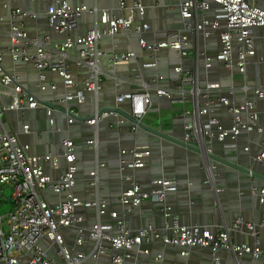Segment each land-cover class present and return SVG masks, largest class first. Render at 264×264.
Instances as JSON below:
<instances>
[{
    "label": "built area",
    "instance_id": "built-area-1",
    "mask_svg": "<svg viewBox=\"0 0 264 264\" xmlns=\"http://www.w3.org/2000/svg\"><path fill=\"white\" fill-rule=\"evenodd\" d=\"M25 0H0V26L7 22L6 31H0V94L8 95L7 102L0 101V264H83L88 259L106 256L108 264H126L135 247L140 254L150 258L156 264L162 261L160 252L152 254L148 246L151 242H160L179 249L181 257L186 258L189 249L194 246L208 248L212 255L213 264H222L216 252L220 249L229 251L237 259L248 256L260 264H264V247L257 239L258 228H264V219L259 222H246L241 216L234 219L229 227L212 229L199 225L182 223L173 212L172 206L165 202L169 193L177 191L175 181L168 176H160L152 180L154 186L143 190L135 181L134 172L142 168L150 154L148 149L132 146L129 149L120 148L119 170L120 178L129 183L121 191L118 203L121 210L109 209L106 199L100 194L99 170L105 163L96 160L88 171L86 183L96 192L91 200L76 196L72 188L76 182V155L74 142L70 138L62 140V149L45 154H29V146L21 143L13 130H7L2 118L8 110L25 112L28 109H39L49 116L53 112H61L66 116L68 125L83 118L87 124L96 126L108 116L117 118L118 124L127 123L132 132L140 128L139 123L152 103V94L167 98L173 103H183L190 95L193 98L203 96L201 105H195L191 110L185 109L183 115H190L184 123L182 141L195 146L205 153L212 150L206 146V139L227 142V146L235 147V140L242 132H261L258 114L254 102L245 99L235 103L233 94L237 88L230 86L226 94L212 98L210 93L221 90V84L206 80L203 86L195 82V77L180 65L173 67L177 73V92L158 85L163 75H157L150 82L141 79L142 90L117 94L112 106L95 107L87 117L79 115L70 108L68 102L84 101V92L97 94L101 88L98 62L107 54L98 46L99 40L105 35H114L119 31L133 30L137 34L138 45L148 51L151 59L144 62L142 67L158 65L155 53L160 49H172L179 56L187 55V35L193 34L195 40H207L215 32L218 33L219 48L208 52L205 48L196 47L195 55L203 59V67L209 70L218 63L227 70H236L245 78L248 60L254 56V28H260L264 36V0H180L179 15L182 30H171L165 40L148 42L143 33L149 29L147 23H134L135 14L143 15L144 6L141 0H133L130 5L126 0H115L119 14H113L106 8L98 9L86 4L73 5L68 0H50L46 6L48 25L57 33H67L80 27L82 18H92L94 25L83 35L66 37L61 43L51 44L49 35L30 37L23 29L26 19L36 20L38 14L30 9H24L18 3ZM101 25V27L99 26ZM5 40L1 39L2 34ZM78 48V57L74 59L77 67L86 68L87 76L80 88H74V79L70 68L68 52L73 47ZM7 53L13 61L31 62L37 69V88L40 91L54 90V82L45 83V71L56 73L62 80L65 93L55 101H45L37 98L20 83V76L9 73L2 65V55ZM55 56V61L50 57ZM135 56L130 50L124 53H112L110 61L116 64L128 63ZM187 83H191L189 87ZM242 91L252 90L258 98L264 96L263 84H247L240 87ZM127 108L123 109L122 104ZM224 107L229 115V124L212 112ZM202 117H207L203 122ZM50 121L52 119L50 118ZM25 132L30 131L28 124H23ZM59 130V128H56ZM229 140V142L227 141ZM87 145L97 149V135L87 140ZM261 151L254 156L256 161L264 159V140L260 142ZM248 146L243 149L248 150ZM60 160L64 166L56 177L45 172L43 163L49 162L58 168ZM251 174V171L248 172ZM10 190L5 196V189ZM252 192L256 193L254 187ZM61 196L55 202H50L45 192ZM160 202L163 218L162 228L152 224L140 227L135 233L129 228L125 213H130L139 206L142 200ZM259 202L264 201V187L258 191ZM9 204V206H7ZM87 210H92L95 220L85 224ZM109 220L102 221L103 215ZM74 230V245L83 246L91 243L87 252L74 251L67 242L64 229ZM230 231L250 233L254 239L251 244L233 243ZM47 241L41 245V240ZM53 248V255L49 253ZM182 264H187L183 262ZM236 264V263H232Z\"/></svg>",
    "mask_w": 264,
    "mask_h": 264
},
{
    "label": "crops",
    "instance_id": "crops-1",
    "mask_svg": "<svg viewBox=\"0 0 264 264\" xmlns=\"http://www.w3.org/2000/svg\"><path fill=\"white\" fill-rule=\"evenodd\" d=\"M73 5L86 4L95 6L98 9L106 8L113 14H119L115 0H68ZM133 0H126L130 5ZM180 0H141L144 6L143 15L135 14L134 23H147L149 29L143 33L148 42L165 40L167 33L171 30H182V21L179 15ZM40 2V4H38ZM50 0H25L18 5L24 9H30L38 14L36 20L26 19L23 22V29L30 37H42L49 35L51 44L61 43L67 36L75 38L83 35L94 25L92 18L85 17L80 21L77 30L67 33L55 32L47 23L46 6ZM101 27V25H99ZM8 28L7 22H3L0 31ZM5 33V32H4ZM1 33V39L5 40ZM187 35V55L179 56L172 49H160L155 53L159 63L153 67H142V64L151 59L148 51L142 49L137 42V34L133 30L127 32L119 31L114 35H105L99 42L100 49L108 55L101 57L98 62L100 70L101 88L97 94L84 92V101L78 103L75 100L68 102V106L74 109L79 115L88 116L95 107L112 106L115 103L117 94L124 92H137L142 90L141 78L153 82L157 75H163L158 85L177 92V73L173 67L180 65L183 70L189 71L195 77V82L203 86L206 80L216 81L221 84V90H213L210 93L212 98L220 94H226L227 88H237L233 94L235 103L243 102L245 99L254 102L258 114V123L262 126L261 132L242 131L236 138L235 148L227 146V142H219L214 139H206L205 145L209 146L212 152L219 158L235 163L246 171L237 169L222 162H213L212 166L207 165V150L197 152L183 146L174 140L182 141L184 123L190 119V115H183L185 109H192L195 105H201L205 100L199 95L196 98L188 96L183 103H173L167 98L152 94V103L141 122L143 128L135 132L130 130L127 123L118 124L117 118L108 116L101 119L97 125L91 126L83 120L77 119L74 124L66 123V116L55 111L51 115L39 109H28L25 112L19 110H8L2 118L3 125L7 130H13L18 135L21 143L29 146V154H45L47 152L57 153L62 149V140L70 138L74 142L76 155V182L72 188L73 193L81 199L91 200L96 192L87 185L86 178L88 171L94 166L96 160L106 165L99 170V194L106 199L109 209L121 210L118 203V196L122 190L129 186V183L121 180L119 170L120 148L129 149L132 146H141L150 151L146 164L137 168L134 172L135 181L143 190L151 189L154 184L152 180L160 176L172 178L177 186V191L169 193L165 202L172 206L173 212L185 224L199 225L212 229L229 227L234 219L241 216L246 222H259L264 219V201L258 200V191L264 187V159L259 162L254 156L261 151L260 142L264 140V96L258 98L250 89L242 91L240 87L244 82L247 84L264 85V36L260 28L255 31L254 48L255 54L248 60L246 65L245 78L236 70H227L221 64H214L209 70L203 67L201 56L195 55L196 47L205 48L208 52H215L219 48L218 33L215 32L207 40H195L193 34L183 32ZM134 51L135 56L128 63L116 64L110 61L112 53H124ZM74 88H80L87 76V69L77 67L74 59L78 57V48L75 46L68 52ZM50 61L56 57L51 56ZM2 65L9 73L20 76V83L23 88L45 101H55L63 97L65 89L61 78L54 72L46 70L45 83L54 82V90L46 89L40 91L37 84V69L31 62L13 61L7 53L2 55ZM191 83H187L189 87ZM0 88H2L0 86ZM3 89V88H2ZM0 101L7 102L8 95L0 94ZM126 109L127 104H122ZM212 114L220 117L224 124H229V115L224 107L216 108ZM50 118L52 121H50ZM206 122L207 117H202ZM23 124H28L30 131L23 130ZM59 128V130H56ZM153 131L161 132L167 137H162ZM97 135V149L87 145V140ZM229 142V140H227ZM192 146V145H191ZM248 146V150L243 148ZM195 147V146H194ZM64 166L60 160L58 168H54L49 162L43 163L46 173L56 177ZM254 187L256 193L252 192ZM44 196L55 202L59 197L51 192H45ZM161 203L151 200H142L139 206L130 213H125V219L131 232H136L140 227L152 224L156 228H162L163 218L161 215ZM85 224L89 225L95 220L92 210L86 212ZM102 221L109 220L108 215L101 217ZM63 233L67 244L74 251L87 252L91 249V243L86 242L83 246L74 245V230L64 229ZM230 239L233 243L253 242L254 237L243 231H230ZM257 239L264 247V228H258ZM45 246L47 241L41 240ZM148 246L151 253L160 252L162 261L160 264H213L212 255L208 248L194 246L189 249L188 256L183 258L179 249L160 242L143 244ZM53 248L49 251L53 255ZM131 256L126 264H156L147 256L140 254L137 248L130 252ZM216 255L222 264H260L248 256L236 260L233 254L226 250H218ZM83 264H108L106 256L97 259H88Z\"/></svg>",
    "mask_w": 264,
    "mask_h": 264
},
{
    "label": "water",
    "instance_id": "water-1",
    "mask_svg": "<svg viewBox=\"0 0 264 264\" xmlns=\"http://www.w3.org/2000/svg\"><path fill=\"white\" fill-rule=\"evenodd\" d=\"M80 120L83 119V118H79ZM84 121V120H83ZM140 125V128H143L144 125L142 124V122L139 123ZM154 133L162 136V137H167L165 134L161 133V132H157V131H153ZM175 142L177 143H180L182 144L183 146L187 147V148H190V149H195L197 152H199V149L197 147H194V146H191L189 144H185L183 141H179V140H174ZM233 148V147H231ZM235 148V147H234ZM206 160H207V165L208 166H212L213 165V162H222V163H225L227 165H230L232 167H235L237 169H240V170H243V171H246V173L248 172L247 170H245L244 168H241V167H238L235 163H232V162H229L225 159H222V158H219L217 157L213 152L211 153H206Z\"/></svg>",
    "mask_w": 264,
    "mask_h": 264
},
{
    "label": "rangeland",
    "instance_id": "rangeland-1",
    "mask_svg": "<svg viewBox=\"0 0 264 264\" xmlns=\"http://www.w3.org/2000/svg\"><path fill=\"white\" fill-rule=\"evenodd\" d=\"M38 4H40V2L38 3ZM1 7H0V14H1ZM259 28H254V30H253V34H255V31L256 30H258ZM9 192H10V190L8 189V188H6L5 189V196H8L9 195ZM7 206H9V204H7Z\"/></svg>",
    "mask_w": 264,
    "mask_h": 264
}]
</instances>
